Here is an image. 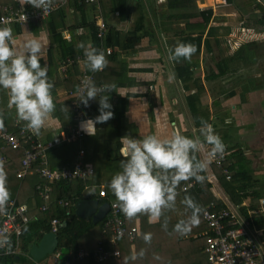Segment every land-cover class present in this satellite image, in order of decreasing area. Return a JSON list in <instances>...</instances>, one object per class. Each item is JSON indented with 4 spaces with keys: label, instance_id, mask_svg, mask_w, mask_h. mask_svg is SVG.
<instances>
[{
    "label": "trees",
    "instance_id": "obj_1",
    "mask_svg": "<svg viewBox=\"0 0 264 264\" xmlns=\"http://www.w3.org/2000/svg\"><path fill=\"white\" fill-rule=\"evenodd\" d=\"M59 1L50 0L49 4ZM226 1L237 5L236 0ZM253 1L255 2V8L261 11V14L249 16L241 10L242 16H245L241 18L242 26L253 28L257 32H264V3L258 0ZM9 3L18 5L16 0H0L1 6ZM153 3V0H69L66 6L54 10L44 19V27L49 33L51 44L60 52V58L55 59L52 56V50H49L51 64L48 76L53 84L50 91L55 104L54 116L59 118L67 129L76 124L74 120L75 111L71 105L72 98L69 91L77 89L82 76V68L79 65L72 66L68 70L69 75L65 78L60 72L59 65L69 55L76 57L78 54H83V49L78 47L81 42L96 47L105 54L107 65L98 73V84L96 85L102 86L105 83L115 85V89L111 93H104L110 95L109 99L113 97L119 87L128 85L130 68L124 60V55L136 52L138 50L137 44L144 38L155 41L163 34L166 40L171 38L169 41L170 46H175L177 43L191 44L196 49L191 58L189 60L180 58L178 62H173L175 75L182 89L190 93L187 101L191 127L186 131H181L180 134L194 139L199 137L201 144L196 153L197 158L206 160L210 164V170L214 178L230 198L228 196H217L212 189L214 184L209 179L210 173L205 169L201 173L204 177L203 181L197 182L192 189L179 193L176 196L175 206L171 209H163L160 217L152 220L147 214H137L134 217V224L139 228L137 237L133 243L130 242L129 236L120 238L118 247H115L111 242L108 231L103 232V219L95 223L92 219L87 220L76 215L75 204L79 200L96 198L100 203L116 200L107 187L112 175H109L108 179L106 178L108 197H100L96 191L88 188V186L97 182L99 173L103 169L106 168L107 173H110L111 168L117 166L118 160L121 161L123 159L120 153V149L123 146V138L127 132L131 131V128L124 120L128 98L133 95L128 93L125 97L120 98L119 106L113 107L114 117L119 122L114 127L115 130H112L109 124L107 126L111 134L110 145L101 143L102 135L95 136L94 139L86 135L83 139L74 143H63L49 150L50 163L56 169L64 165H72L81 147L88 152L89 145L92 146L91 153H86V158L88 159L87 161L93 163L95 175L91 180L78 178L71 181L56 180L51 182L53 187L51 200L49 207L45 211L40 210V206L45 203V200L39 194L37 185L47 182L46 179L37 173L22 178L18 177L17 172L22 165L25 148L13 149L6 146L0 139V156L4 154L9 157L7 162L0 165V172L5 174V186L9 192L7 203L12 199H16L18 203H25L29 206L27 213L31 220L23 228V235L20 238L21 252L28 253L32 244H38L43 236L51 231V219L54 217L66 218L67 222L56 233L59 243L55 252L60 251L62 248H69L73 254H76L80 249H84L89 253L85 259L76 258L70 264H115L114 259L119 264L125 260L139 264L145 258L149 259L150 255V261L158 259L156 258L158 253L155 252H168V259L164 260L166 264H209L204 252L206 247L204 232L208 230V224L202 212L211 202L214 203L211 208L214 211L235 208L240 212L246 225L252 228L264 227V213L262 210L264 205L259 201L264 198V188L260 187L261 178L254 174L250 165V160L246 153V145H243L244 140L238 137L240 135L238 130L232 131L230 129L227 118L218 119L224 112L228 111L227 106L218 108L220 105L219 100L213 102V110L207 104H202V106L198 107V104L202 103L200 101L204 96L206 87L203 81L195 76V69L201 61L202 49L206 47L214 57L216 69L211 71V77H209L211 79L208 81L220 78L216 81L231 82L232 86L229 90L221 86L222 89L218 93L220 92V94H224L227 97H234L239 94L241 101L245 102L249 91L255 90L257 88L256 85L264 88V70L259 64L260 52L258 49L260 45L256 41H250L243 43L232 53H226V50L229 51L231 49L228 43L229 37L226 41L224 40L227 43L225 46L226 50L224 48L221 50L220 46L223 41L221 42L218 33L219 27L211 25L214 18L213 8L200 9L197 6V0H165V4L157 13ZM26 9L31 11L34 8L28 4ZM2 12L0 7V14ZM72 15L73 23H70V16ZM197 17H200V20H188ZM100 18L107 25L103 38L97 36V21ZM179 20H188L181 30H171L170 34L163 32L164 30L162 31L161 25H165L168 22L174 23ZM21 25L20 23L14 24V26L18 27ZM36 26L37 28L34 29L39 30V25ZM79 29H84L85 33L79 34ZM65 30L70 32V39L64 37L63 33ZM212 37L215 38L219 47L220 53L217 58L216 51L212 50ZM108 48L113 50L110 54L107 53ZM84 67L88 73H91L86 64ZM250 70L260 71L263 74L259 78L255 77L253 81L251 79L254 75L245 80V73ZM252 71L250 73H253ZM192 83L196 88L193 93H191ZM215 87L212 86L211 89ZM59 88L66 95L63 100L56 96ZM213 93L215 94L216 92ZM150 107V115L153 119L155 103H152ZM89 109V116H94L98 112V101L95 99L90 100ZM225 113L223 117L227 115ZM0 118L4 119L5 125L11 131L17 132L19 130L14 122L16 113L10 107L0 111ZM123 120L124 122H122ZM201 120L211 124L214 132L224 142L226 160L223 166L211 161L207 155L208 144L203 142V136L200 135L199 131ZM130 136L131 138H142L136 132H132ZM224 168L231 175L230 179L227 178ZM118 170H120V166ZM182 183L183 181L177 185L176 189H180ZM185 197L192 198L201 211L198 213L199 223L193 226L188 233L180 234L174 231V225L191 214V209L186 208L182 203ZM60 198L69 199V206L59 204L58 199ZM248 198H250V203L243 204ZM7 203L4 211L0 212V217L7 211ZM145 233L150 234V240L145 241L143 239ZM260 236L264 239V230L260 232ZM99 247H103L109 253H112L115 248H119L121 256L110 255L107 259L101 261L95 255ZM141 251L142 255L140 254ZM132 252H135V260H132ZM53 254H48L46 257L48 258ZM22 255L0 254V264H15Z\"/></svg>",
    "mask_w": 264,
    "mask_h": 264
},
{
    "label": "clouds",
    "instance_id": "obj_2",
    "mask_svg": "<svg viewBox=\"0 0 264 264\" xmlns=\"http://www.w3.org/2000/svg\"><path fill=\"white\" fill-rule=\"evenodd\" d=\"M27 2L33 8L42 10L49 7L50 0ZM160 38L166 43L163 34ZM14 44L12 29L0 27V89L7 91L9 106L14 107L17 119L25 122L24 127L32 134L39 136L42 129L49 126L55 109L50 91L53 84L48 77L47 65L41 64L43 45L36 37L24 40L19 51ZM78 47L83 49L89 71L97 72L106 67L107 59L102 50L84 42ZM195 51L191 44L177 43L167 47V59L172 62H178L180 58L189 60ZM171 79L172 76L169 75V80ZM114 89L115 85L111 83L97 86L91 78H85L81 82L78 88L79 102L87 107L90 100H97L99 113L94 118L81 121V131L87 135H95L96 125L108 121L113 116L110 95L104 93H111ZM199 131L203 142L211 145L210 156L224 152V142L214 132L211 124L201 120ZM200 144L199 137L194 139L177 132L165 138L149 134L140 139H125L120 149L123 157L120 170L111 177L107 185L121 212L128 218H133L139 213L157 218L161 216L163 209L173 208L176 202V188L181 181L194 179L196 182H202L204 179L201 173L207 168V161L198 159L196 155ZM8 199L5 174L0 172V212L4 211ZM112 201L106 202L111 205ZM182 203L191 209V214L179 220L174 225V231L186 234L199 223L198 213L201 209L190 197H185ZM143 239L150 240V234L145 233ZM5 245L10 246L7 234L0 237V247ZM140 254L142 255V251Z\"/></svg>",
    "mask_w": 264,
    "mask_h": 264
},
{
    "label": "built area",
    "instance_id": "obj_3",
    "mask_svg": "<svg viewBox=\"0 0 264 264\" xmlns=\"http://www.w3.org/2000/svg\"><path fill=\"white\" fill-rule=\"evenodd\" d=\"M96 1V0H89ZM263 2L262 0H258ZM69 0H60L59 2L49 4L46 9L27 10L24 4L14 5L9 3L0 6L2 13L0 14V27H11L16 23L25 24L31 21H42L49 16L54 10L66 6ZM264 3V2H263ZM97 36L103 38L107 25L105 21L100 18L97 21ZM229 43H231L229 39ZM112 48L107 49V53H111ZM79 65L82 68V76L79 80L77 89L70 90L71 105L75 111L74 120L76 124L68 129L62 130L54 135L51 139L45 140L40 136L32 134L24 127V123L15 118V126L19 128L17 132L11 131L5 125L4 119L0 118V139L6 146L13 149L25 148L22 159V165L19 168L17 175L22 178L27 175L39 174L45 178L47 182L39 183L37 189L39 194L44 198L45 203L40 206V210L45 211L49 207L51 200L52 185L51 182L58 180H91L95 175V167L90 161H83L86 158V150L81 147L76 159L72 165H64L59 168H53L50 163L49 150L59 146L63 143H74L77 140L83 139L87 134L80 129V122L90 118L88 112L89 105L85 107L79 102L78 88L85 78H91L94 82L100 71L88 73L85 69V59L83 54H78L76 57L67 56L60 63L59 69L66 78L68 70L74 66ZM102 71V70H101ZM97 133V128L95 129ZM211 145L207 146V155L210 160L219 166H223L226 160V153L217 154L215 156L209 155ZM9 157L7 155L0 156V165L7 162ZM224 172L228 179L231 175L228 170L224 168ZM104 172L99 173V182L88 186L93 191H97L100 197H108L106 189V179L102 181L101 176ZM209 179L213 181L212 189L217 193L214 183L213 174L209 175ZM216 180V179H215ZM197 182L194 179L183 181L180 189H176L177 195L181 192L188 191L196 186ZM176 195V196H177ZM218 196V195H217ZM264 205V198L259 200ZM58 203L63 206H69V199L60 198ZM109 213L103 218V232L110 234L111 242L115 247L119 246V239L129 236V240L133 243L138 234V226L134 224V217H126L118 207V202L113 200L110 203ZM245 204V203H243ZM7 211L0 217V237L7 234L10 239V246L5 245L0 247V254H24L20 249V238L23 235L24 226L30 221L28 216L29 206L25 203H18L16 199H12L7 203ZM214 203L208 204L202 214L208 224V230L204 232L206 239L205 254L209 264H264V239L260 236V232L264 230L259 227H251L246 225L243 217L238 209L214 211L211 208ZM66 218L54 217L51 219V232L57 233L60 228L66 225ZM16 242V243H14ZM14 243V244H13ZM60 252V251H58ZM89 253L80 249L75 255H70L71 258L65 260L64 264H70L73 259H85ZM99 260H105L110 255L121 256L119 248H115L112 253L99 247L95 252ZM52 264H60L61 256L59 253H54L51 257ZM37 264H46L39 261Z\"/></svg>",
    "mask_w": 264,
    "mask_h": 264
},
{
    "label": "crops",
    "instance_id": "obj_4",
    "mask_svg": "<svg viewBox=\"0 0 264 264\" xmlns=\"http://www.w3.org/2000/svg\"><path fill=\"white\" fill-rule=\"evenodd\" d=\"M159 0H153V4ZM161 1V0H160ZM164 1V0H162ZM207 1H209V4H206ZM216 0H197V2L201 5L197 6L200 9H207L212 8L211 4ZM225 3H227L226 0H222ZM19 4H24L25 6L28 5V2L26 0H16ZM158 3V2H157ZM230 4V3H227ZM1 6V4H0ZM156 10V9H155ZM214 16V15H213ZM71 22L73 23L72 16ZM245 16H241V18H244ZM189 21H198L200 20V17L194 18V19H188ZM188 20H179L176 22H168L165 25H161V29L163 32H167L170 34L171 30H181L185 23H187ZM33 23H25L22 24L20 27L12 25L10 28L13 32V37L15 44L14 46L17 48V50H21L22 44L24 40L32 37L38 38L43 45V60L41 61V64H46L47 68L49 70L50 64H51V57L49 54V50H52L53 57L55 59L60 58V52L57 48H55L51 44L50 36L45 26V21H31ZM219 24H216V19L213 18L211 25L218 26L219 28L222 27L221 25H224L226 23L222 22L221 18L218 20ZM36 25H39V30H35L34 28H37ZM238 28V29H237ZM233 29V31H230L229 36L231 43H229L231 49L229 51H226V53H232L235 49H237L239 46H241L243 43L249 42L246 40V37H242L241 31L246 32L247 34L251 35H257L253 29L247 28L245 26H240ZM237 29V30H236ZM246 30V31H245ZM85 33L84 29H79V34ZM240 33V35H238ZM64 37L67 39L71 38V34L69 31H64ZM220 35V34H219ZM221 36V35H220ZM171 38L166 40V43L163 42L160 38L155 41H151L148 38H144L140 43L137 44L138 50L136 52H133L132 54L124 55V60L128 64L130 71L128 73L130 77V81L128 85L125 87H119L116 91V93L113 95L112 98H110V103L112 104V111L113 107H117L120 105V98L125 97L126 94L131 93L133 94L128 98L127 102V108L125 111V123L131 128V131L126 133V136L123 138V141L127 138H131V133L136 132L139 136H145L149 134H155L160 138L170 137L173 132L181 133V131H186L191 127V121H190V112L188 110V101L187 98L190 96L189 91L182 89L181 84L179 80L177 79V76L175 75V71L173 68V62L169 61L167 59L168 53H165L164 50L167 47H170V41ZM256 42H258L255 39ZM211 45L212 50H215L217 54L219 55V47L216 44L215 38H211ZM226 43L223 40V44H221L220 49H225ZM204 48L201 52V61L199 65L195 69V76L199 80H202L206 91L204 93V96L201 98L202 102L201 104H198V107L204 105H209L210 108L213 110V103L210 102V99H212L211 95V87L207 85L209 77H211V71L214 70V59L212 58L211 51L204 52ZM163 51V52H162ZM223 52V51H222ZM155 53L159 56V59L153 60V55ZM160 53V54H159ZM161 53H164L166 57H162ZM225 53V52H224ZM164 62V63H162ZM170 63V64H169ZM158 64L159 70H156L154 67ZM60 66V65H59ZM160 66H162V69H160ZM163 70V71H162ZM206 70L210 71L209 73L206 72ZM216 70V69H215ZM166 71V72H165ZM168 73L172 76V79L169 80ZM252 70H250L248 73H245V80L247 78H251L252 75L253 78L252 81L256 78H259L262 76L263 73H260V71H252L253 73H250ZM165 74V75H162ZM165 76V77H164ZM49 77V76H48ZM220 79V78H218ZM216 79V80H218ZM95 83L98 84V75L97 79L95 80ZM257 84V83H254ZM98 86V85H97ZM256 89L249 91L247 95V100L245 102L241 101L240 95H235L234 100H236L238 103L234 104V106H237V108L234 111H239V113H247L249 112L250 117L249 120H247V126H246V134L245 138H241L244 140V146L246 145V153L250 160V165L254 171L255 175L261 176L260 173H256L263 167L262 163V157L264 156V88L260 87L259 85H256ZM194 84L192 83V90L191 93H193ZM56 96L59 97L60 100H63L66 98V95L64 91L59 88L58 92L56 93ZM164 98L166 99L165 107L169 109L168 115L167 113L163 115L162 112H160V109L164 107ZM231 98V97H230ZM172 102V103H171ZM155 103V107L153 108L154 112V118H151L150 110H151V104ZM225 106V105H224ZM6 107L9 106V96L6 90L0 89V111L3 110ZM219 107V106H218ZM14 112V107H10ZM247 109V110H246ZM246 110V111H245ZM173 113H172V112ZM171 112V113H170ZM54 112L52 114V119L50 121L49 126L46 129H42L41 134L39 135L45 140L51 139L54 135L58 134L62 130L67 129L63 126V122L54 116ZM235 113V112H234ZM96 115H98V112L95 113L94 116H91L90 118H94ZM167 115V117H166ZM224 115V114H223ZM221 115L218 117V119H226L228 118V115H225L223 117ZM223 117V118H222ZM232 118V117H231ZM124 120L122 122H124ZM215 120V119H214ZM228 120V119H227ZM178 121L179 123V130L176 131L175 124ZM119 121H117L116 117L113 116L106 122V123H99L96 125L97 133L95 135H89L90 137L95 138V136L102 135L101 143L103 145H110V132L106 129L108 124L109 126L115 127L118 124ZM228 122H230L228 120ZM123 125V123H122ZM245 129V128H244ZM238 132L240 133V130L238 129ZM244 134V132H243ZM92 148V146L89 145L88 149ZM91 150H88L87 153H91ZM210 174H212L210 170V164L207 162V168H206ZM106 172L107 169H103V172ZM209 174V175H210ZM260 174V175H259ZM218 184V183H217ZM263 185L264 188V184ZM215 187V186H214ZM217 190V188H216ZM218 191V190H217ZM225 193V191H224ZM227 196V194H226ZM245 202V201H244ZM246 204V202H245ZM261 228V227H259ZM264 229V227H262ZM263 231V230H262ZM59 253L61 256L60 264H64L65 260H68V256L75 255L73 252H66L65 254L62 252H56ZM158 253L156 258L150 261L151 255L149 259L145 258L142 263L139 264H166L164 260L168 259V252H155ZM27 257L28 260H23V264H37L39 261L50 264L51 257H44L41 260H34L29 256L28 253H24L21 258H19L16 262H21L22 257ZM132 260L136 259L135 252H132L131 254ZM115 264H119L116 259H114ZM113 262V263H114ZM129 263L134 264L132 262H127L126 260L124 262H121V264Z\"/></svg>",
    "mask_w": 264,
    "mask_h": 264
},
{
    "label": "rangeland",
    "instance_id": "obj_5",
    "mask_svg": "<svg viewBox=\"0 0 264 264\" xmlns=\"http://www.w3.org/2000/svg\"><path fill=\"white\" fill-rule=\"evenodd\" d=\"M158 2V3H157ZM156 3H155V9H156V12L158 13L160 10H161V8L163 7V5L165 4V0L164 1H157ZM210 2L209 1H207V3L206 4H209ZM236 3H237V5H233V4H227V3H225L224 1H222V0H216V1H214L212 4H211V7L213 8V10H214V19H216V24H219L218 23V20L221 18V20H222V22H224V23H226V24H224V25H221L222 27H220L219 28V34L221 35L220 36V38H221V42L223 41V40H225L226 41V39L229 37V36H231L230 34H229V32L230 31H233V29H235V28H237V27H240L241 25H242V20H241V16H242V12H241V10L242 11H244L245 13H246V15H253V16H255V15H259V14H261V11H259V10H257L256 8H255V2L253 1V0H236ZM197 4H198V6L200 5L198 2H197ZM201 6V5H200ZM199 6V7H200ZM121 25H123V24H121ZM238 29V28H237ZM236 29V30H237ZM250 29H253V28H250ZM227 30H229L228 32H226ZM246 31V30H245ZM248 31V30H247ZM247 31L246 32H242L241 31V35H243L242 37H246V40H248L249 42L250 41H255V39L258 41V43H259V49H258V51L260 52V66H262L263 67V70H264V32H257L255 29H253V31H255L256 33H258L257 35H251V34H247ZM238 35H240V33H238ZM230 39V38H229ZM228 43H229V40H228ZM222 44H223V42H222ZM227 44V43H226ZM204 52H207V49L206 48H204ZM227 51V50H226ZM163 52V51H162ZM164 52L165 53H167V51H166V49L164 50ZM160 54V53H159ZM164 53H161V56L163 55ZM159 56L160 55H157L156 53H155V55H153V60H157V59H159ZM212 56V58L211 59H213L214 57H213V55H211ZM219 55L217 54V52H216V58L218 57ZM162 57H166L165 56V54L162 56ZM162 63H164V62H162ZM170 64V63H169ZM213 64H215V63H213ZM214 66V68H215V65H213ZM80 67V66H79ZM156 70H158V71H160L159 70V66H158V64L154 67ZM160 69H162V66H160ZM163 71V70H162ZM166 72V71H165ZM206 72L207 73H209L210 71H208V70H206ZM167 74H168V77H169V73H168V71H167ZM162 75H165V74H162ZM165 77V76H164ZM214 82V83H213ZM207 85L209 86V88L210 87H212V86H216L215 88H212V89H210V91H211V95H212V99H210V102H214L215 100H219V103H220V105H219V107L218 108H220V107H222V106H227V109H228V111L225 113V114H227L229 117L227 118L230 122H229V127H230V129L232 130V131H235V130H240V135H238V137L239 138H245V134H246V132H247V130H246V124H247V120H249V117H250V114H249V112H247V113H239V111H234L236 108H237V106H234V104L236 103H238L236 100H234V97H227L226 95H224V94H220V92L218 93V91H220L221 89H222V87L221 86H224V88L226 89V90H229L230 88H231V86H232V83L231 82H229V81H227V82H225L224 83V81L223 82H218V81H216V80H211L210 82H207ZM213 92H216L215 94L213 93ZM166 99L164 98V101L162 102V103H164L163 105H164V107L162 108V109H160V112H162L163 113V115H165L166 113H167V115H168V111H169V109L167 108V107H165V104H166ZM172 103V102H171ZM263 107H264V105H263ZM7 108V107H6ZM247 110V109H246ZM245 110V111H246ZM172 112V111H171ZM170 112V113H171ZM235 112V113H234ZM173 113V112H172ZM223 113V114H224ZM222 114V115H223ZM167 115H166V117H167ZM232 117V119H229V118H231ZM179 123H178V121L176 122V124H175V129H176V131L177 130H179ZM245 128V129H244ZM107 129V128H106ZM111 129L112 130H115V128L114 127H112L111 126ZM108 130V129H107ZM109 131V130H108ZM243 132H244V134H243ZM92 149V148H91ZM90 150V149H89ZM263 159V161H262V163L264 164V156L262 157ZM87 158H84V160L83 161H85V162H87ZM120 162L121 161H119L118 160V163H117V166H113L112 168H111V172L109 173H107V171L105 172L104 171V175L103 176H101V178H102V181L104 180V179H108L109 178V175H114L116 172H118L119 170V166H120ZM256 173H260L261 174V176H260V178H261V184H264V165H263V167L261 168V169H259V171H257ZM259 174V175H260ZM97 182H99V179H97L96 180ZM214 183H215V188H217V195L220 197V196H226V194L224 193V190L223 189H221V187H220V185L219 184H217V181L214 179ZM261 187H263V185H261ZM96 193H97V191H96ZM228 196V195H227ZM228 198H230L229 196H228ZM246 203H250V198H248V199H246V201H245ZM262 210H263V213H264V206H262ZM152 220H154V218H152ZM58 252V251H57ZM205 257V256H204ZM23 260H28V258L27 257H22V260H21V262H16L15 264H23L24 263V261ZM205 261H206V258H205ZM50 264H52L51 262H50Z\"/></svg>",
    "mask_w": 264,
    "mask_h": 264
},
{
    "label": "water",
    "instance_id": "obj_6",
    "mask_svg": "<svg viewBox=\"0 0 264 264\" xmlns=\"http://www.w3.org/2000/svg\"><path fill=\"white\" fill-rule=\"evenodd\" d=\"M264 2V0H262ZM110 205L108 202L100 204V201L96 198L79 200L75 204V212L81 218L87 220L92 219L97 223L101 221L109 211ZM58 236L54 232L46 233L40 242L32 244L28 252L29 256L34 260H41L48 254H53L58 247ZM62 253L70 252L69 248H62ZM71 257L68 256V259Z\"/></svg>",
    "mask_w": 264,
    "mask_h": 264
}]
</instances>
